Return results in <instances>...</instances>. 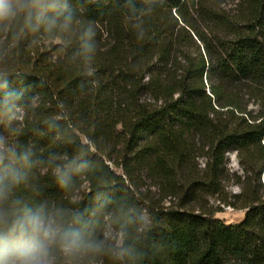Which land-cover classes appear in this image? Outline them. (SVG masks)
<instances>
[{"label": "trees", "instance_id": "obj_1", "mask_svg": "<svg viewBox=\"0 0 264 264\" xmlns=\"http://www.w3.org/2000/svg\"><path fill=\"white\" fill-rule=\"evenodd\" d=\"M242 2L62 0L41 19L77 25L56 60H0V131L30 153L14 196L85 239L122 229L115 264H264V0ZM229 153L236 224L188 207L222 193Z\"/></svg>", "mask_w": 264, "mask_h": 264}, {"label": "clouds", "instance_id": "obj_2", "mask_svg": "<svg viewBox=\"0 0 264 264\" xmlns=\"http://www.w3.org/2000/svg\"><path fill=\"white\" fill-rule=\"evenodd\" d=\"M66 7L62 0H0V25L6 26L19 17L30 22L35 16L39 21L47 13L56 14ZM71 24L70 14L59 24L53 17L47 20L46 31L56 28L66 31ZM91 37V29L82 37L85 53L92 51ZM29 162V152L18 154L5 138L0 137V264H57L58 254L68 258L80 252L100 253L109 238L115 241L121 255L127 251L122 247L125 239L122 229L111 237L106 235L105 240L85 239L76 227L78 219L72 225H66L59 212L48 211L43 205L30 208L14 196L16 186L23 180L17 165ZM54 175L63 182L64 168L58 165Z\"/></svg>", "mask_w": 264, "mask_h": 264}, {"label": "rangeland", "instance_id": "obj_3", "mask_svg": "<svg viewBox=\"0 0 264 264\" xmlns=\"http://www.w3.org/2000/svg\"><path fill=\"white\" fill-rule=\"evenodd\" d=\"M221 6L232 15H239L242 8L245 6L242 0H220ZM18 26L10 33L11 26H15L14 21L2 28L0 25V60H11V55L16 59V53L19 52L23 55L21 59H25L27 64L31 67L39 66V62L48 63L56 60L62 52L63 46L67 45L69 37L72 35L73 30L77 25H71L66 31H61L59 28L52 31H46V22L43 20L38 23H33L31 27L25 25L24 18L19 17ZM3 29V30H2ZM194 50V49H193ZM36 67V66H35ZM255 109L254 105L250 106ZM18 114H22L21 109H16L15 118L19 119ZM0 131V137L4 134ZM200 167H203L204 160L198 159ZM227 168L230 171V180L223 182V189L221 194L214 196H204L201 204H190L188 207L196 209L197 211H210L214 218L224 221L226 224H236L241 222L245 216V210L238 209L233 206L235 199L233 198L240 192V187L234 182L235 175L243 174L242 166L239 163L235 153L227 155ZM156 193V192H155ZM158 198V196H155ZM229 203V204H228ZM231 203V204H230ZM167 204V201L164 202ZM145 220V217H143ZM117 231L116 228L108 224H104L97 238L94 240H105V236L111 237ZM120 249L116 247L113 239L105 240V246L102 252H80L72 257H64L58 254L57 264H115L118 259Z\"/></svg>", "mask_w": 264, "mask_h": 264}]
</instances>
